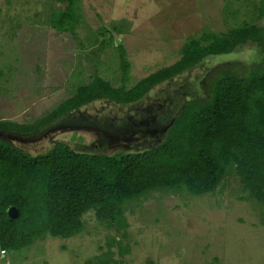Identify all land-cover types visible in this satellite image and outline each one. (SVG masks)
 Returning <instances> with one entry per match:
<instances>
[{
  "label": "rangeland",
  "instance_id": "374dc122",
  "mask_svg": "<svg viewBox=\"0 0 264 264\" xmlns=\"http://www.w3.org/2000/svg\"><path fill=\"white\" fill-rule=\"evenodd\" d=\"M66 6L0 0V121L34 126L98 77L130 88L174 64L191 39L264 24V0H79L72 26L59 29L53 20ZM255 52L247 42L231 56H207L130 106L99 101L27 134L0 131V138L32 155L57 142L99 154L143 148L139 141L163 137L187 99L204 96L209 71L224 61L251 64ZM247 196L233 170L215 192L201 196L151 190L126 202L124 221L99 222L90 210L80 233L0 248V264H264V206Z\"/></svg>",
  "mask_w": 264,
  "mask_h": 264
},
{
  "label": "trees",
  "instance_id": "16d2710c",
  "mask_svg": "<svg viewBox=\"0 0 264 264\" xmlns=\"http://www.w3.org/2000/svg\"><path fill=\"white\" fill-rule=\"evenodd\" d=\"M58 1L67 6L53 23L59 29L71 27L79 0ZM117 28L110 30L116 45ZM247 42L255 44L253 62L231 60L215 66L203 79L204 96L188 100L163 137L139 141L143 148L99 154L57 142L32 155L0 138V248L20 250L48 234L72 237L83 230V216L90 210L99 222L124 221L126 202L151 190L213 193L231 170L247 199L264 206V24H244L191 39L174 64L130 88L98 77L78 87L36 125L0 121V131L27 134L99 101L130 105L207 56H231ZM123 65L127 72L130 64L123 60ZM11 207L17 209L16 216L9 215ZM106 260L85 264H109Z\"/></svg>",
  "mask_w": 264,
  "mask_h": 264
},
{
  "label": "water",
  "instance_id": "95a60500",
  "mask_svg": "<svg viewBox=\"0 0 264 264\" xmlns=\"http://www.w3.org/2000/svg\"><path fill=\"white\" fill-rule=\"evenodd\" d=\"M115 38H116V40H117V43L119 44V39L117 38V36L115 35ZM188 100H190V99H187L186 101H188ZM107 102H112V103H114V104H117V105H120V106H130V105H132V104H128V105H125V104H118V103H116V102H113V101H107ZM138 102V101H137ZM185 103V102H184ZM80 110H82V109H77V110H75V111H73V112H69V113H67L65 116H63L60 120H65L66 119V117L67 116H69V115H71V114H74V113H76V112H78V111H80ZM172 121H173V119L170 121V123L163 129V132L162 133H166V131H168L167 129L169 128V126L171 125V123H172ZM26 137V136H25ZM16 214H17V209L15 208V207H11L10 209H9V215L10 216H16Z\"/></svg>",
  "mask_w": 264,
  "mask_h": 264
},
{
  "label": "flooded vegetation",
  "instance_id": "af4514ba",
  "mask_svg": "<svg viewBox=\"0 0 264 264\" xmlns=\"http://www.w3.org/2000/svg\"><path fill=\"white\" fill-rule=\"evenodd\" d=\"M1 133L7 134V135H9V136L15 135V134H13V133L6 132V131H3V132H1ZM160 134L162 135V134H164V133H160ZM158 136H160V135H157V136H154V137H158Z\"/></svg>",
  "mask_w": 264,
  "mask_h": 264
},
{
  "label": "built area",
  "instance_id": "2783aa9c",
  "mask_svg": "<svg viewBox=\"0 0 264 264\" xmlns=\"http://www.w3.org/2000/svg\"><path fill=\"white\" fill-rule=\"evenodd\" d=\"M5 252V250H3V253Z\"/></svg>",
  "mask_w": 264,
  "mask_h": 264
}]
</instances>
